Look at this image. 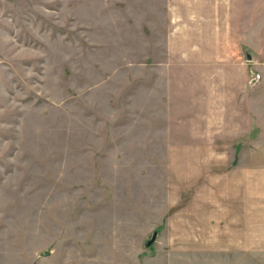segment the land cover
I'll return each instance as SVG.
<instances>
[{
    "label": "rangeland",
    "instance_id": "374dc122",
    "mask_svg": "<svg viewBox=\"0 0 264 264\" xmlns=\"http://www.w3.org/2000/svg\"><path fill=\"white\" fill-rule=\"evenodd\" d=\"M256 138L264 0H0V264H264Z\"/></svg>",
    "mask_w": 264,
    "mask_h": 264
},
{
    "label": "crops",
    "instance_id": "0c3cea01",
    "mask_svg": "<svg viewBox=\"0 0 264 264\" xmlns=\"http://www.w3.org/2000/svg\"><path fill=\"white\" fill-rule=\"evenodd\" d=\"M259 149L264 152V146L261 145L260 141L256 138L253 150H259Z\"/></svg>",
    "mask_w": 264,
    "mask_h": 264
}]
</instances>
